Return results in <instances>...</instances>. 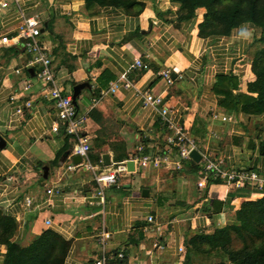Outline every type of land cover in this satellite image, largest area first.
I'll list each match as a JSON object with an SVG mask.
<instances>
[{
  "label": "crops",
  "instance_id": "1",
  "mask_svg": "<svg viewBox=\"0 0 264 264\" xmlns=\"http://www.w3.org/2000/svg\"><path fill=\"white\" fill-rule=\"evenodd\" d=\"M2 1L8 5L0 7V32L11 31L16 11L11 0ZM141 1L140 13L129 15L116 7L85 6L83 0H19L26 15L41 22V39L63 92L71 97L72 87L84 84L74 105L93 148L94 153L86 155L89 164L97 170L115 168L137 155L138 146L152 150L163 143L165 130L158 113L143 106L133 89L118 86L107 91L132 59L140 58L145 68L131 71L128 79L141 91L164 97L174 111L172 123L195 140L199 154L222 158L226 168L264 176L259 139H251L252 147L236 143L243 137L240 123L248 125L263 114L246 116L238 109L220 107L219 96L211 91L215 76L223 74L233 78V94L247 93L254 75L249 60L241 63L249 41L241 31L250 25L242 24L227 35L200 37L199 16L178 22L177 5L170 0ZM28 58L20 45L0 47V212L14 219L13 240L19 247L51 230L69 242L62 264H91L98 253L95 235L104 226L111 234L108 249L122 250L120 264H184L186 236L212 233L232 222L243 200L263 194L247 184L233 187L205 180L197 187L198 174L187 160L177 170L118 172L114 184L101 188L100 197L92 171L78 165L83 159L72 153L73 140L60 123L58 132L50 130L54 109L31 70H25ZM165 70L173 78L169 86L158 75ZM25 79L31 84L28 90H22ZM11 94L31 101L22 116L8 102ZM212 113L230 119L221 121ZM226 123L233 128L221 135ZM113 141L124 143L127 150L113 153L108 144ZM102 154L108 155L109 165L101 163ZM114 155L125 158L113 161ZM68 165L75 167L67 169ZM46 188L59 194L47 196ZM210 199L222 203L217 212L207 203ZM148 214L153 223L146 222ZM45 219L50 220L48 225ZM4 253L5 245L0 244V264ZM218 262L232 264L224 257Z\"/></svg>",
  "mask_w": 264,
  "mask_h": 264
},
{
  "label": "trees",
  "instance_id": "2",
  "mask_svg": "<svg viewBox=\"0 0 264 264\" xmlns=\"http://www.w3.org/2000/svg\"><path fill=\"white\" fill-rule=\"evenodd\" d=\"M177 5L176 21L194 18L196 8L205 12L197 24L198 36L227 35L230 30L242 24H249L260 31L257 41L261 44L254 51L250 68L254 79L246 85L247 93H232L233 78L218 74L211 86L214 95L219 96L218 105L226 109H238L246 116L264 114V0H170ZM85 6L96 4L124 9L126 14L137 15L143 7L140 0H83ZM245 4V7L243 6ZM225 4L224 7L222 5ZM66 137H69L66 135ZM253 146V141H248ZM162 145V144H160ZM258 152L264 154V141L257 143ZM113 151V150H112ZM92 159H94L91 156ZM113 156V161L124 159ZM189 169L197 172L199 166L192 160ZM207 182H220L207 178ZM256 199L243 200L235 210L232 222L215 228L212 233H195L185 239L184 264L191 254L216 252L232 264H264V190ZM217 212L222 203L214 199L207 201ZM203 210H206L204 208ZM16 229L13 218L0 212V244L5 245L2 264H62L69 242L51 230L25 247H19L12 239ZM219 264H223L219 262Z\"/></svg>",
  "mask_w": 264,
  "mask_h": 264
},
{
  "label": "built area",
  "instance_id": "3",
  "mask_svg": "<svg viewBox=\"0 0 264 264\" xmlns=\"http://www.w3.org/2000/svg\"><path fill=\"white\" fill-rule=\"evenodd\" d=\"M10 3L16 11L17 23L11 31L0 32V47L20 45L28 55L29 58L25 70H31L32 78L42 86V95L51 103L54 109L55 120L51 122L50 130L55 133L58 132L60 123L62 132L73 140L72 153L83 159V163H78V165L83 164L92 171V180L99 188L97 194L100 197H102L101 188L114 184L117 180L118 172L128 171L125 166L127 160L134 162V168L176 170L183 167L184 161L191 160L188 154L191 149H197L196 142L187 135L182 126L172 123L174 111L166 104L164 97L161 94H154L150 91H141L128 79V74L131 71L145 68V64L140 58H133L126 69L108 87L107 91L112 93L118 86H122L125 89H133L135 95L141 99L143 106H149L158 113L159 122L165 130L163 143L152 150H145L144 146H138L136 149L137 155L124 159L115 168L97 170L95 166L90 165L86 157L89 151V140L83 134L82 119L77 115L70 95L63 92L56 77L51 64L49 50L44 46L41 39V22L34 15H26L20 7L19 0H11ZM7 5L5 1L0 2V7L2 8L7 7ZM14 72L19 73V69H15ZM158 75L163 78L166 86L172 84L173 78L168 70L161 71ZM30 85L29 80L25 79L22 90H28ZM8 102L12 104L14 113L17 116H22L24 111L31 107L29 99L18 100L15 94H11L8 97ZM211 116L221 121L230 119L224 115H218V113H212ZM199 163L197 187L203 186L207 178H212L219 179L221 183L229 184L233 187H242L247 184L259 191L264 190V176H260L253 170L226 168L222 158H210L202 154L200 155ZM73 167L75 166L68 165L66 168L71 169ZM44 192L47 196L59 194V191L52 188H46ZM29 201L30 199H26V203H29ZM146 222L153 223L154 217L148 214ZM49 223V219L44 220L45 225ZM155 228H159L158 224L155 225ZM110 236V232L104 226L99 228L95 235L98 253L91 264H120L124 255L122 250L113 251L108 249L107 242ZM153 246H157V244H153Z\"/></svg>",
  "mask_w": 264,
  "mask_h": 264
},
{
  "label": "rangeland",
  "instance_id": "4",
  "mask_svg": "<svg viewBox=\"0 0 264 264\" xmlns=\"http://www.w3.org/2000/svg\"><path fill=\"white\" fill-rule=\"evenodd\" d=\"M262 3H263V0H260V6ZM245 4L246 3H243L244 7H245ZM224 6L225 4L222 5V7ZM118 9L121 10L122 12H125L124 9L122 8L118 7ZM204 12H205V9L203 7L196 8L194 11V14H195L194 17L199 16V19H202V15ZM247 27H249L247 29L251 31V36L247 37V40H249L248 49H247L248 51L246 52V56L244 57V60L241 61V63H246L245 61L248 62V60L251 61L254 55V51L257 49V47H260L261 45L257 41V38L260 35V31L254 27H250V26H247ZM244 66L246 67V64ZM240 124L242 125L240 129L242 131L243 137L239 139L236 138L237 139L236 143L238 145L246 146V143H248L249 140L252 141L251 139H253L255 136L257 137V139L264 141V114L262 115V118L258 120H255V119L251 120L248 125L246 124L243 125V123H240ZM230 128H233V127H229V124L226 123V125L223 127V131L221 132V135L224 133L227 134V131L230 130ZM108 144H109V147L113 150V153H122L127 150V147L122 142L113 141V142H109ZM89 147L90 148H89L88 153H94L93 148H91V144L89 145ZM189 236H186V238ZM12 239H13V236H12ZM222 258H223V255H221L220 253L219 254L216 253L214 255L213 252L211 251L210 253H207V254H193L187 260L189 261L190 264L191 263L193 264H219L218 261H220Z\"/></svg>",
  "mask_w": 264,
  "mask_h": 264
},
{
  "label": "water",
  "instance_id": "5",
  "mask_svg": "<svg viewBox=\"0 0 264 264\" xmlns=\"http://www.w3.org/2000/svg\"><path fill=\"white\" fill-rule=\"evenodd\" d=\"M84 86L83 83H80V84H76L72 87V95H71V100H72V103L74 104V99L76 97V95H78V92L79 90ZM2 145V141L0 140V147ZM189 157L191 158L192 161L194 162H199L200 160V154L198 153V151L196 149H191L189 151ZM75 157H77V159L79 160V157L76 155ZM101 163L104 165V166H107L110 164V160H109V157L107 154H102L101 155ZM78 160L76 162H78ZM125 166H126V170L130 171V170H134V162L132 160H127L125 162ZM43 176H45V171L43 172ZM146 190H143L142 194L143 195H146ZM187 264V263H185Z\"/></svg>",
  "mask_w": 264,
  "mask_h": 264
},
{
  "label": "clouds",
  "instance_id": "6",
  "mask_svg": "<svg viewBox=\"0 0 264 264\" xmlns=\"http://www.w3.org/2000/svg\"><path fill=\"white\" fill-rule=\"evenodd\" d=\"M241 35H244L246 37H250L251 36V31L245 27V28L242 29Z\"/></svg>",
  "mask_w": 264,
  "mask_h": 264
}]
</instances>
